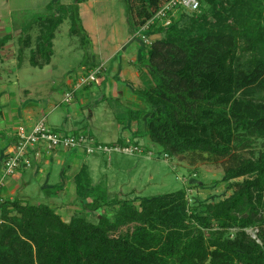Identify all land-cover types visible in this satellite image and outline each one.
<instances>
[{"label": "trees", "instance_id": "16d2710c", "mask_svg": "<svg viewBox=\"0 0 264 264\" xmlns=\"http://www.w3.org/2000/svg\"><path fill=\"white\" fill-rule=\"evenodd\" d=\"M125 1L135 31L169 0ZM197 15L181 13L147 46L141 62L152 87L136 91L151 115L145 135L163 157L201 153L235 162L238 150L264 138V25L220 21L186 35L181 23ZM226 177L232 195L203 214L189 211L186 189L138 201L102 194L84 204L87 212L114 210L98 223L86 215L66 222L48 205L4 198L0 264H264V148L240 157Z\"/></svg>", "mask_w": 264, "mask_h": 264}, {"label": "rangeland", "instance_id": "374dc122", "mask_svg": "<svg viewBox=\"0 0 264 264\" xmlns=\"http://www.w3.org/2000/svg\"><path fill=\"white\" fill-rule=\"evenodd\" d=\"M41 1L0 0V20L4 23L7 20L9 22V28L13 27V23L18 22L17 24L24 29V33L20 38L21 43L27 36L28 32L26 33V31L28 27L31 26L34 29H39V35L42 40L39 39L38 41H40L39 44L43 42L42 46H44L45 53L36 55V60H40L43 63L50 56L49 53H53L51 67L55 66L56 69H51L50 74L48 72L32 70L28 65H25L26 70H30V72L25 70L15 71L17 65L10 64L7 66L5 64V70L0 68V90L6 89V91H10L8 94L16 98L19 96L22 102L16 100V104L25 107L27 105L26 103H30V105L37 106L38 109L40 108L44 111L46 123L54 132L64 135H77L82 132L85 134L86 132L90 133L91 131L95 135L91 134V137L97 140L99 136L101 137L103 135L107 139L112 140L111 142L115 141V139H118L117 132L122 128V125L125 122L130 123L129 116L131 114H129V111L135 110L133 109L135 105L132 101H129L127 96H106L104 102L100 97H91L88 104L89 107L82 105L80 91L76 93L77 95L72 98L70 103H66L65 98L67 94L73 91V87L71 88L69 83H67L68 80H74L76 82L81 76L88 73L87 69L100 65L98 61L94 62L92 59L94 45L89 39V33L94 36L96 32L102 45L107 50L113 51L119 49L117 56L123 58L127 66L134 57L133 54L136 53L137 56L140 54L141 61L148 54V47L144 45L141 51L140 44L142 42L140 39H136L134 35L135 31L129 23L126 1L95 0L93 6L86 7V14L82 16L80 13L82 8L79 4L82 2H87L88 4L90 0H58L57 6L53 1L45 0L44 2H48L46 5L52 4V7L48 8L52 12L46 17L44 16L46 8L39 4ZM258 9L263 10L260 16H258ZM216 12L219 15L221 14L222 20L215 16ZM247 18L251 19L255 24L260 21L264 25V0L208 1L205 3L200 14L195 18L187 19L180 26L186 35L199 36L204 32L212 30L214 24L219 26L221 24L220 21L223 24L229 25L238 23V20H246ZM58 20H62V24H59L57 28L55 34L56 39L53 42L54 47L52 49L49 47V37L52 34L51 31H53V28L58 24ZM84 25L89 27L88 34L84 29ZM7 31L10 30L7 29ZM160 37L159 34L153 35V40ZM2 39L3 37L0 36V42ZM131 40L132 44L128 45ZM31 50L29 49V52ZM27 55L29 57V54ZM3 57H8L5 62L11 63L18 55ZM142 64L141 62L136 66L140 70H143L141 67L146 70V67L142 66ZM18 74L20 75L19 77ZM33 74L36 76L33 77ZM22 75L25 76L22 78ZM7 84H10L11 87L8 88ZM126 84L128 82H125ZM24 90H29L30 94L25 96ZM101 90L104 92L105 87H102ZM99 101L100 103L103 102V105L100 104L97 107L96 103ZM77 104L81 106L80 110L82 114L78 120L76 115L72 114L70 120L73 124L78 121L82 122V124L78 131L73 132L70 129H64L62 125L68 116L67 110L71 111ZM104 104L107 107L106 112L104 111ZM91 111L94 112L96 118L100 117V119H94L96 121L90 120ZM150 118L151 115L147 112L143 115L141 121H139L141 132L145 134L147 132V122ZM42 119L44 118L42 117ZM16 123L15 121L14 125ZM55 126L58 128H55ZM96 134L99 136L97 137ZM254 140L252 141L254 143L251 148L237 151V154L241 158L252 157V154L257 157L260 150L264 148V138ZM115 144L118 143H109L107 145L112 146ZM146 146L148 149H151L148 151L153 152L154 156L118 154V157L124 156L136 162V166L134 168L132 167V169L130 168L132 173L130 176L129 173L117 176L118 170L111 169L112 165H107L105 160L103 164L101 163L102 168L93 167V172L90 174H92L91 176L95 183H101V187H98L95 191H105V185L108 184V186L112 187L111 193L118 195V199L138 201L159 198L166 194L186 189V200L189 211L199 212L201 214L204 213V208L207 204L220 202L232 195L233 190L230 188V182L227 180L226 170L235 165L236 161L240 158L239 156L235 162L231 157L215 158L201 153H188L185 155H177L176 157L164 158L158 147L153 144L150 145L149 143ZM88 156L94 155L73 152L70 157L78 158L79 162L82 163ZM100 157L103 158V156ZM107 157L109 156L106 155L104 159ZM110 158H114L113 161H115V155L110 156ZM105 166L108 167L106 168ZM52 167L54 169L52 177L61 178L62 167L56 162ZM134 173H137V176ZM31 184L29 190L21 194L17 193L16 196L18 198L20 197L19 199L21 200L27 199L28 202L22 201L30 204L54 205L53 202H56L55 198L57 195L45 193L40 190L36 180H33ZM133 190H137L135 196ZM61 202L59 203L65 208V205ZM72 209V216L86 215L85 217L92 223H98L100 217L105 214L112 216L114 213L112 212L114 210L110 208H101L98 212H87L85 206ZM14 216H17V214L13 213L12 217ZM64 219L66 222L71 221V217H65ZM133 227L134 225L123 227L118 233H113L112 236H118L120 233L131 231ZM256 232L255 229L249 231L252 236H255Z\"/></svg>", "mask_w": 264, "mask_h": 264}, {"label": "crops", "instance_id": "0c3cea01", "mask_svg": "<svg viewBox=\"0 0 264 264\" xmlns=\"http://www.w3.org/2000/svg\"><path fill=\"white\" fill-rule=\"evenodd\" d=\"M44 1L45 0H42L39 4H41V6L46 8L44 14V16L46 17L50 14V12H52L48 10V8L52 7V4L46 5V3L48 2H44ZM50 1H53V3L56 4L57 6L58 0H50ZM94 1L95 0H90L88 4L87 2H82L79 4L82 8V10L80 11L82 16L86 14V10H85L86 7L93 6ZM17 23H13L14 24L13 27L9 28V22H7V20H5V23L2 20H0V36L3 37V39L0 42V59L2 57V59L0 60L1 61L0 68L2 70H5L6 65L8 66L12 64V65H17V69H15V71L25 70L30 72V70H26L25 65H28L30 68H32V70H39L48 73H50L51 69H56L55 66L51 67L52 66L51 57L53 53H49L50 56L47 59H45L44 60L45 62L43 63H41L40 60H36L35 57L36 55L45 53L44 46H42L43 42L39 44L40 41H38L39 39L42 40V38L39 35L40 30L34 29V27L31 26L28 27L26 31V33L28 32L27 36L25 40L23 39V42L21 43L20 38L24 33V29L21 28L20 25ZM60 24H62V22ZM84 26H85L84 29L88 34L89 27L87 25ZM58 27L59 24L53 28V31H51L52 34L49 37L50 38L49 47L52 49L54 47L53 42L56 39L55 34ZM7 29H9L10 31H7ZM41 29L43 28L41 27ZM88 36L94 45L93 58H92L93 61L94 62L98 61L99 64H105L106 70L103 76L98 80V82L89 85L80 91L79 94L81 97L80 101H82V105L84 107H89L88 104L89 101L91 100V97L93 98L100 97L104 102L106 96L109 97L127 96L129 101H132L133 104L135 105V107L133 108L135 110L129 111V114H131L129 116L130 123L125 122V124L122 125V128L119 129V131L117 132L118 139H115V141L111 142L112 140L107 139L103 135L101 137L97 135L99 134L97 132L96 135L97 137L99 136L98 137L99 139L97 140L95 138V140L103 144L116 143V142L120 144H124L126 143V141L129 140L142 147L145 150V152H148V150L151 149H148L146 144L149 143L150 145H152L153 143L150 140V138L145 135V133L141 132L140 123H139L143 115L147 113V108L144 99L140 98L136 94V91L151 88L152 81L150 79L147 70H145L143 67H141V69L143 70H140V68L136 66L138 63L139 64L141 63L140 54L138 56L136 55V53L133 54L134 57L131 59V61L127 66L123 58L117 56L119 54L118 52L119 49H115L113 51L107 50L105 46L102 45L101 40L96 32L94 33V36L91 33H89ZM130 44H132V40L128 45ZM140 45L142 51L143 50L142 46L144 44L141 43ZM29 49L32 50L29 52ZM16 54L18 55V57L16 59H13L12 62L10 61L11 63L5 62L8 57L4 58L3 56H12V55L15 56ZM27 54H29V57ZM96 67L98 66H93L92 68L87 70L89 72ZM19 76L20 75L18 74V77ZM24 76L25 75H22L21 77L23 78ZM35 76L36 75L33 74V77ZM76 82L74 80L67 81V83H69L71 88L74 87V84ZM125 82H128V84L125 85ZM7 87L9 88L11 87V85L7 84ZM102 87H105L104 90L105 93L101 90ZM9 92L10 91H6V89L0 90V172L4 161L9 157V155L14 150L16 144L15 134L18 127L24 125L27 128H31L34 124L39 122L42 119V117L46 118L44 111H42L40 108L39 110L37 106H32L30 105V103H26L27 105L25 107L23 105L16 104L15 103L16 100L22 102L21 98L19 96L16 98L8 94ZM24 94L25 96H28L30 94L29 90H24ZM102 103H100L99 101L96 103V106L98 107V105ZM80 109L81 106H78L77 104V106H75V108L72 109L71 111L67 110L68 116L62 125L64 129H70L73 132L79 130V127L81 126L82 122L78 121L75 122V124H73L70 120V117L72 116V114L76 115V118L78 120V118H80V115L82 114ZM104 109H105L104 111L106 112L107 107L105 104H104ZM89 118L90 120L93 121H96L94 119H98V118L100 119V117L96 118L94 112L92 111L90 112ZM15 121L17 123L14 125ZM55 128L58 127L55 126ZM86 134L92 136L91 134L93 133L90 131V133L86 132ZM70 156H71L70 153H66L63 151L54 152L51 155L42 151L39 157L38 156L36 157L34 154L33 155L31 154L30 157L31 158L33 157L32 166L30 168L22 167L20 170L16 172V174L13 177L7 180L6 186L3 189L4 198L6 200L19 199L20 197L18 198L16 194L17 193L21 194L26 190H29L30 189L29 186L32 185L31 182L33 180H36L40 190L44 191L45 193L57 195V197L55 198L56 202L55 203L53 202L54 205L53 206L48 205V206L55 209L57 213L61 215L63 220L66 221L64 219L65 217L66 218L71 217L72 219L74 216H76V215L72 216V210H73L72 208L83 207L84 204L91 202L92 200H94V198L100 197L102 194H106L109 200L118 197V195H115V193L114 194L111 193L112 187L108 186V184L105 185V191H100V192L95 191L98 187H101V183L99 184L94 182L91 176L92 174H90L91 172H93L92 171L93 167L102 168L101 163L103 164L104 163L103 161L105 160L107 165H112L111 169L118 170L117 176L126 173H129L130 176V174H132L131 173L132 167L134 168V166H136V162L134 160L126 158L124 156L118 157V155H115V161H113L114 158L107 157L106 159H104L105 157L104 155L96 154L94 156H88L87 159L83 160L82 163L79 162L78 158H71ZM100 156H103V158ZM90 159H92L91 160L92 162L90 161ZM55 162L62 167V172L60 174L61 178L52 177L54 170L52 166L55 164ZM105 167L107 168L108 166ZM134 174L137 176V173ZM133 192H135L134 193L135 196L137 190H133ZM65 199H67V201H65ZM22 200L27 201V199H22ZM61 201L65 205V208L62 207L61 204L59 203Z\"/></svg>", "mask_w": 264, "mask_h": 264}, {"label": "built area", "instance_id": "2783aa9c", "mask_svg": "<svg viewBox=\"0 0 264 264\" xmlns=\"http://www.w3.org/2000/svg\"><path fill=\"white\" fill-rule=\"evenodd\" d=\"M201 12V0H169L159 11L144 25L136 28L135 37L140 39L145 46L151 45L153 35H157V30L170 27L173 21L181 14H199ZM105 64L89 71L81 76L74 84L73 91L66 95L65 102L70 103L74 95L85 87L98 82L105 73ZM16 144L13 152L4 161L0 172V225L2 220L1 206L4 203L3 189L7 180L13 177L22 167L30 168L32 166L31 154L40 156L42 151L51 155L54 152L77 153L82 152L85 155H104L114 156L124 155H147L154 156L153 152L145 150L132 141H126L124 144H115L109 146L97 142L95 138L85 133L77 135H64L54 132L46 123V118L34 124L31 128L24 125L18 127L16 134ZM164 158H168L164 156Z\"/></svg>", "mask_w": 264, "mask_h": 264}, {"label": "water", "instance_id": "95a60500", "mask_svg": "<svg viewBox=\"0 0 264 264\" xmlns=\"http://www.w3.org/2000/svg\"><path fill=\"white\" fill-rule=\"evenodd\" d=\"M254 238H256V236H253Z\"/></svg>", "mask_w": 264, "mask_h": 264}]
</instances>
